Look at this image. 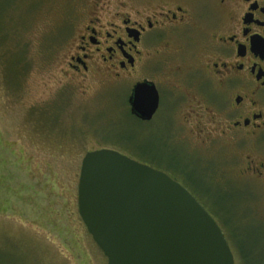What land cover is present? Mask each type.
I'll use <instances>...</instances> for the list:
<instances>
[{
  "label": "rangeland",
  "instance_id": "374dc122",
  "mask_svg": "<svg viewBox=\"0 0 264 264\" xmlns=\"http://www.w3.org/2000/svg\"><path fill=\"white\" fill-rule=\"evenodd\" d=\"M82 2L0 0V264L108 263L78 207L83 157L100 148L168 173L219 223L235 264H264V176L248 172L249 147L222 135L230 94L199 68L217 0H140L202 5L181 59L174 43L138 73L166 84L152 120L130 112L133 78L67 73Z\"/></svg>",
  "mask_w": 264,
  "mask_h": 264
},
{
  "label": "flooded vegetation",
  "instance_id": "af4514ba",
  "mask_svg": "<svg viewBox=\"0 0 264 264\" xmlns=\"http://www.w3.org/2000/svg\"><path fill=\"white\" fill-rule=\"evenodd\" d=\"M201 6L183 2L144 6L140 0H83L74 24L67 73L72 79L85 81L94 74L114 80L133 78L128 95L130 112L129 97L135 84L154 83L159 105L153 119L160 108L162 86L166 84L138 73L146 67L152 69L154 62L166 63L169 55L163 52L174 43H178L181 59L183 42L196 25ZM208 13V26L203 28L208 29L202 45L205 64L199 68L230 94L220 103L222 135L231 137L238 146L249 147L252 153L247 154L248 172L264 176V0H217ZM196 128L202 142L211 148L215 135L203 138L204 126L198 124Z\"/></svg>",
  "mask_w": 264,
  "mask_h": 264
},
{
  "label": "water",
  "instance_id": "95a60500",
  "mask_svg": "<svg viewBox=\"0 0 264 264\" xmlns=\"http://www.w3.org/2000/svg\"><path fill=\"white\" fill-rule=\"evenodd\" d=\"M129 103L134 116L152 119L154 83H136ZM78 207L107 264H235L219 223L187 187L115 149L83 157Z\"/></svg>",
  "mask_w": 264,
  "mask_h": 264
}]
</instances>
